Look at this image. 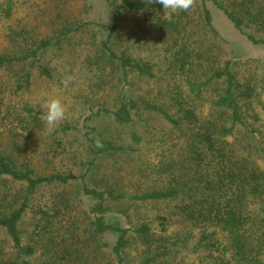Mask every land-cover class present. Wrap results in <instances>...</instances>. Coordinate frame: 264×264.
Masks as SVG:
<instances>
[{
  "label": "rangeland",
  "instance_id": "rangeland-1",
  "mask_svg": "<svg viewBox=\"0 0 264 264\" xmlns=\"http://www.w3.org/2000/svg\"><path fill=\"white\" fill-rule=\"evenodd\" d=\"M14 1L12 17L0 23V54L22 55L28 52L26 42L18 45L9 40L10 27L25 31L36 41L48 36L54 39L38 61L39 65L49 69V75L42 73L38 65L32 66L30 59L0 69V150L19 166L31 167L37 174L72 171L80 176L87 172V181L91 185L125 194L117 200L109 199L107 212L110 220H119L124 226L132 228L123 264H145V259L157 250V242L148 246L134 231L133 228L143 223L163 234L165 243L170 247L159 264L205 259L202 250L195 248L200 237L199 229L181 217L176 208L178 201L132 197L160 188L167 180V175L157 167L158 162L171 157L170 153L177 146L169 133L166 119L155 110L139 106L133 110V122L120 125L112 113L99 111L102 108L115 109L122 98L141 105L143 102L165 104L166 90L172 82L167 52L161 42L153 41L149 32L142 33L143 12L122 9L116 32L108 39L112 7L107 0ZM112 1L120 3L122 0ZM198 4L199 0H195L193 7L187 11L193 20V30L204 40L202 42L208 50L213 49L216 53L218 66L231 59L238 78L256 84L253 106L260 116L256 126L264 130V43L249 39L211 0L207 5L214 29L203 26ZM66 28L68 32L60 34ZM247 30L258 37L262 35L253 29ZM105 42L116 54H125L134 61L149 64L151 75H142L129 68L126 78L118 61L110 58ZM25 69L32 71L31 83L19 88L16 80ZM66 78L70 80L68 87L62 83ZM204 79L207 80L205 76ZM206 87L196 99L197 110L201 116L212 117L218 111L213 105L222 92V83H211ZM51 97L61 99L66 107V119L49 132L43 121L36 125L32 117L41 116L42 105ZM29 107L33 108V112L28 111ZM246 116L248 120L252 118L250 114ZM240 132L237 130L228 140L240 143L241 147L253 146L250 150L258 152L257 161L264 166V133L258 132V135L250 137ZM134 133L138 134V138L133 136ZM102 141L122 149L97 156L92 163L96 155L92 144ZM79 181L73 180L66 189L71 195L79 196L76 199L79 209H82L80 219L88 220L86 214L92 200L76 193ZM24 187L25 184L2 179L0 196L5 191L11 195L21 194ZM58 188L43 186L33 195L31 207L19 224L25 244L30 242L35 224L32 207L50 202ZM3 237L7 236L1 231L0 239ZM103 239L113 242L114 236L105 234L101 240L92 242L95 251H88V255L82 256L77 264H116V258L108 247H94ZM31 259L36 261L37 257Z\"/></svg>",
  "mask_w": 264,
  "mask_h": 264
},
{
  "label": "trees",
  "instance_id": "trees-1",
  "mask_svg": "<svg viewBox=\"0 0 264 264\" xmlns=\"http://www.w3.org/2000/svg\"><path fill=\"white\" fill-rule=\"evenodd\" d=\"M107 1L112 7L108 39L116 32L122 9L142 11V33L149 32L153 41L161 42L167 52L172 82L166 90L165 104L143 102L141 105L122 98L115 109L99 110L112 113L118 124L126 125L133 122V110L142 106L159 112L169 125V133L173 135L177 149L170 153L171 157L158 162L160 172L167 175L165 184L132 197L178 201V213L192 227L199 229L200 237L195 248L202 250L205 259L177 263L166 261L165 264H264V166L257 161L258 152L250 150L253 146L241 147L240 143L228 140L237 130L250 137L258 135V132L264 133L256 126L260 118L253 106L256 84L240 80L231 59L217 65L216 53L213 49L208 50L202 42L204 40L193 30V20L187 11L168 18L163 15L162 5L149 3V0ZM208 1L199 0L200 21L203 20V26L214 29ZM211 1L249 39L264 43V0ZM14 9V0H0V23L10 19ZM248 28L262 35L258 37ZM66 32L67 28L60 34ZM8 37L18 45L26 42L28 52L22 55L0 54V69L30 59L32 66L38 65L42 73L50 74L49 69L39 65L38 61L53 44L52 36L36 41L25 31L10 27ZM106 42L104 45L110 58L118 61L126 78L129 68L142 75H151L149 64L134 61L125 54H116ZM31 78L32 71L25 69L16 80L17 87L30 85ZM220 82L222 92L213 105L218 111L212 117L201 116L196 99L206 86ZM28 111L33 112V108L29 107ZM245 113L252 118L248 120ZM32 121L38 125L42 120L37 114ZM134 135L138 138V134ZM92 148L96 154L92 163L97 156L122 149L108 141L93 143ZM86 175L87 172H84L77 176L72 171L37 174L31 167L19 166L0 150V184L2 179L25 184L21 194L11 195L5 191L0 196V232L4 231L7 236L0 239V264H77L82 256L88 255V251H95L92 242L101 240L105 234H112L113 242L103 239L94 247H108L116 258V264H123L132 228L124 226L119 220H110L107 212L109 199L117 200L125 194L93 186L88 183ZM76 179L80 180L76 193L92 200L86 214L88 220L80 219L79 196L71 195L66 189ZM49 185L59 188L50 202L32 207L35 224L30 242L25 244L19 224L31 207L30 201L38 188ZM133 229L148 246L157 242V250L145 259V264H159L161 259H165L170 247L165 243L163 234L147 223ZM33 256L37 257L36 261L31 259Z\"/></svg>",
  "mask_w": 264,
  "mask_h": 264
},
{
  "label": "clouds",
  "instance_id": "clouds-1",
  "mask_svg": "<svg viewBox=\"0 0 264 264\" xmlns=\"http://www.w3.org/2000/svg\"><path fill=\"white\" fill-rule=\"evenodd\" d=\"M149 3H158L163 6L164 17H171L172 14L179 11H188L193 7L195 0H149ZM70 80L68 78L62 81L64 87H68ZM40 119L44 122L49 132L66 119V107L58 97L49 98L42 105V114ZM101 146V145H98Z\"/></svg>",
  "mask_w": 264,
  "mask_h": 264
}]
</instances>
